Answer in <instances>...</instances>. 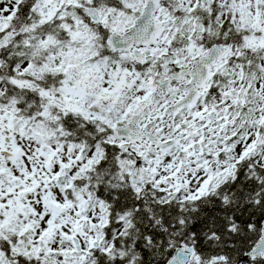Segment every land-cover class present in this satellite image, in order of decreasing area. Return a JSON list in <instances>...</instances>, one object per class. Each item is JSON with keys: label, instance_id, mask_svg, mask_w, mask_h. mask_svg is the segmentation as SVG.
I'll return each mask as SVG.
<instances>
[{"label": "snow or ice", "instance_id": "1", "mask_svg": "<svg viewBox=\"0 0 264 264\" xmlns=\"http://www.w3.org/2000/svg\"><path fill=\"white\" fill-rule=\"evenodd\" d=\"M0 264H264V0H0Z\"/></svg>", "mask_w": 264, "mask_h": 264}]
</instances>
